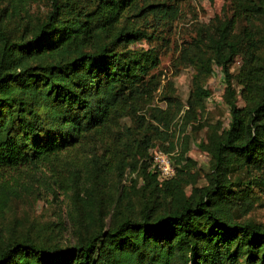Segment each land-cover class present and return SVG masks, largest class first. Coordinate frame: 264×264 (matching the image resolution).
Here are the masks:
<instances>
[{"label": "trees", "instance_id": "1", "mask_svg": "<svg viewBox=\"0 0 264 264\" xmlns=\"http://www.w3.org/2000/svg\"><path fill=\"white\" fill-rule=\"evenodd\" d=\"M26 1L0 8V211L39 187L66 194L93 178H131L118 188L137 199L120 192L104 226L98 188L75 192V225L85 223L86 233L66 246L9 239L0 264H264V224L236 216L251 202L230 176L264 169V0H232L228 18L196 26L176 58L193 70L184 101L172 80L150 73L153 50L128 47L154 37L150 15L172 13L161 0H50L30 26ZM213 66L230 120L198 142L210 156L199 186L187 129L205 108ZM152 148L170 153L171 178L150 169Z\"/></svg>", "mask_w": 264, "mask_h": 264}, {"label": "rangeland", "instance_id": "2", "mask_svg": "<svg viewBox=\"0 0 264 264\" xmlns=\"http://www.w3.org/2000/svg\"><path fill=\"white\" fill-rule=\"evenodd\" d=\"M161 1L170 10H173L172 13L164 14L161 12L163 14L160 15L159 20L150 15L149 18L153 22L154 37L137 40L128 47L136 50H153L158 58V64L151 68L150 73L160 75L161 84H164L167 80H172L176 92L184 101L189 94L193 70L190 67L176 65L179 51L182 46L189 44L195 34L197 25L207 24L216 18L220 21L228 18L232 11V0ZM5 3L6 0H0V8ZM50 4V0H27V12L23 11L22 14H26L28 25L30 26L39 18H42L50 9ZM159 14L156 13V16L158 17ZM21 19L18 20L23 21ZM135 19L137 18L129 17L126 21L127 23L136 24L134 23ZM245 23L246 20L241 17L238 25L242 26ZM259 52L262 56L261 60H264V45ZM260 62V68L257 71L262 73L264 61ZM239 67L240 57L238 56L232 63L230 71L236 74L239 72ZM233 82V86L236 90H239L236 79ZM204 86L210 90V95L205 101V108L199 114L198 121L193 123V127L189 126L187 129L191 133L192 139L188 156L195 161L193 170L196 171V184L199 186L206 184L205 173L210 171V156L197 146L198 142L205 141L211 131L225 128L230 120L228 107L222 97L224 89L223 74L218 67L213 66L212 73L205 79ZM153 103L164 104L157 98ZM237 104L240 107L244 105L240 94H237ZM173 128L177 130L175 125ZM262 174L264 176V169L263 171L237 169L230 175L234 184H240L239 187H236L237 190L247 191L245 202H251V207L247 212H243L245 204L237 210L236 216L240 220L253 219L264 224V183L260 179ZM109 186L98 185V187H92L86 182L81 190L72 189L66 194L60 192L56 195L47 193L43 187H39L29 195L10 199L0 211V245L9 239L25 236H29L36 243L45 245L58 244L66 246L73 243L78 233H86L85 223L82 227H76L75 225V222H78L81 218L76 216L77 211L74 207V202L76 206L80 202L75 200L74 193L77 192L80 196H83L85 189L98 188L99 192L96 198L102 201L103 223L104 226H107L112 220L109 209L120 192H128L132 200L137 199L133 190L121 191V188H118L119 185L116 184L110 190L105 189Z\"/></svg>", "mask_w": 264, "mask_h": 264}, {"label": "built area", "instance_id": "3", "mask_svg": "<svg viewBox=\"0 0 264 264\" xmlns=\"http://www.w3.org/2000/svg\"><path fill=\"white\" fill-rule=\"evenodd\" d=\"M149 167L157 173L160 179L171 178L175 173V166L171 162L170 153L158 148H152L149 150ZM130 180L131 178H120L118 176L107 181L93 178L89 180L87 184L92 187H98V185L109 186V184L115 183L118 186L121 183H129Z\"/></svg>", "mask_w": 264, "mask_h": 264}]
</instances>
